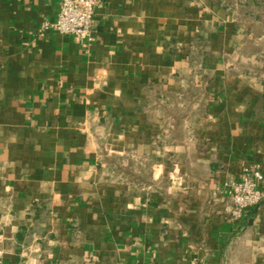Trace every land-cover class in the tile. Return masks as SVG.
Instances as JSON below:
<instances>
[{
    "label": "crops",
    "instance_id": "0c3cea01",
    "mask_svg": "<svg viewBox=\"0 0 264 264\" xmlns=\"http://www.w3.org/2000/svg\"><path fill=\"white\" fill-rule=\"evenodd\" d=\"M57 12L0 0L1 264H264V0H97L89 43Z\"/></svg>",
    "mask_w": 264,
    "mask_h": 264
},
{
    "label": "built area",
    "instance_id": "2783aa9c",
    "mask_svg": "<svg viewBox=\"0 0 264 264\" xmlns=\"http://www.w3.org/2000/svg\"><path fill=\"white\" fill-rule=\"evenodd\" d=\"M96 7L97 0H58L56 19L44 21L40 34L55 31L60 35L78 39L82 43H89L93 39L92 22ZM262 179L260 170L253 168L231 183L228 190L231 202L228 217L231 221H239L247 209L263 201V194L259 188Z\"/></svg>",
    "mask_w": 264,
    "mask_h": 264
}]
</instances>
